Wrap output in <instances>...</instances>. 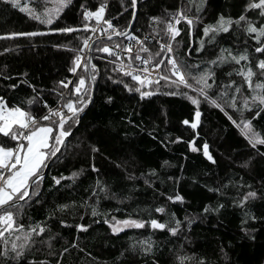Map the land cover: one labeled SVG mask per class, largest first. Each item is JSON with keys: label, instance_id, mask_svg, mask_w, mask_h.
<instances>
[{"label": "trees", "instance_id": "1", "mask_svg": "<svg viewBox=\"0 0 264 264\" xmlns=\"http://www.w3.org/2000/svg\"><path fill=\"white\" fill-rule=\"evenodd\" d=\"M106 1L71 0L53 24L46 25L21 9L33 11L44 19V8L54 7L55 0H18V7L0 0V36L12 32L44 33L0 38V97L9 107L19 105L39 119L47 113V108L35 101L37 94L47 101L49 108L56 109L60 94L71 97L80 76L85 77L91 97L95 84L91 102L79 114V124L73 127L67 148L62 149L44 175L38 196L26 198L16 207L3 208L13 213L14 227L4 230L0 237V253L8 252L7 256H0V264H57V261L60 264H264V145L257 143L253 148L241 129L232 123V120L237 124L251 120L253 130L264 137V111L253 119L258 101L253 104L249 100L252 106L243 109L245 97L262 93L259 89L256 92L249 89L244 78L237 74L251 67L255 73L253 87L257 82L264 83V75L257 67L258 61L264 60V53L255 51L264 37L257 41L252 38L254 33L249 34L243 26L235 24L227 33H218L213 42L203 37L204 26L215 24L220 15L235 19L244 14L260 27L264 20L258 10L244 11L249 0H203V3L201 0H137V16L130 33H149L165 41L168 40L165 24H155L151 17L167 21L171 19L168 13L178 9L195 17L196 8L202 9L199 22L193 23L191 32L187 23L181 21L180 34L172 41L182 64L198 65L199 72H203L222 48L233 55L248 57L239 64L229 62L209 69L215 72L216 83L207 90L208 96L222 103L223 111L210 100L198 97L201 117L193 129L183 121L194 120L197 106L188 95L195 93L183 85L177 88L160 80L158 91L155 85L145 86L142 90L154 94L141 98L134 90L137 82L119 70L115 57L97 50L106 45L103 39L95 42L97 38L93 39V48L77 73L69 71L78 54L72 49L82 48V39L92 31L85 32L82 27L74 33L50 29L80 26L85 9L95 11ZM108 11L117 24L116 29L125 32L135 9L131 0H109ZM88 23L91 27L97 24L95 18ZM127 35L108 42L123 44ZM201 39L204 46L198 52L195 49ZM147 48L155 61L161 59L163 51L156 42L149 43ZM85 52L86 49L79 54ZM89 55L91 63L96 65L94 81L89 78L91 69L82 67ZM162 67L163 75L167 74L166 63ZM183 70L198 75L195 69ZM61 80L72 83L64 88L58 83ZM230 81L235 82L231 88L221 87ZM125 84L133 91H128ZM237 86L241 89L236 93L237 108L242 112L226 103ZM221 91L229 95L221 98ZM108 97L112 98L110 102ZM28 99H34L33 106L26 104ZM51 119L55 121L57 117ZM205 142L214 163L203 153ZM15 143L0 134V144L14 147ZM93 146L98 151L92 152ZM73 172L79 175L73 178ZM61 176L65 179L55 184L52 178ZM249 191L257 196L241 206L240 199ZM177 194L183 201L168 199ZM60 205L68 207L61 209ZM206 206L216 211L205 212ZM157 207H163L165 212L157 213ZM185 216L192 220L191 224L184 220ZM113 217L143 220L145 225L113 233L104 222ZM151 219L167 227L153 229ZM176 220L181 225L172 234L167 228L175 227ZM80 224L89 227L81 230L77 227ZM38 225H43L45 231L39 236L32 233L25 243L29 229L39 231ZM2 228L0 224V231ZM140 241H148L151 252L145 253ZM13 242L24 245L22 256H15Z\"/></svg>", "mask_w": 264, "mask_h": 264}, {"label": "snow or ice", "instance_id": "2", "mask_svg": "<svg viewBox=\"0 0 264 264\" xmlns=\"http://www.w3.org/2000/svg\"><path fill=\"white\" fill-rule=\"evenodd\" d=\"M7 3L12 4L13 6L18 7V0H6ZM203 3V0H201ZM71 3V0H55V6L52 8L45 7L44 8V19H41V15L36 14L33 11H29L28 9H21L23 11H28L30 16L39 20L41 23L46 25H52L53 21L60 16V13L63 9ZM137 0H131V7L133 9L136 8ZM83 8L84 6L81 5ZM105 4H100L95 11H90L85 9L83 12L84 21L80 26H67L62 28H52L50 31L53 32H61V33H74L79 31L80 27L83 28L85 32L91 30L92 32L97 31L96 28H92L88 23L89 20L95 18L97 25H100V22L103 20V25L99 30L102 33L107 34L108 30L111 29V34L108 35V38L111 39V35L125 36L126 33L124 31H119L114 28L110 20L104 19L105 13ZM258 10V14L262 20H264V0H249L246 4L244 11L248 10ZM202 11L200 7L196 8L197 15L195 17H189L186 15L183 10H177L174 13H168L171 17L170 20L162 21L161 17L153 16L150 18V21L158 24L163 22L165 24L164 34L168 38V43L160 44L161 51L165 52L167 56V60L160 59L155 63H151L153 57L150 54L147 59L141 57L140 52L147 53L149 50L145 46V42L142 41L139 37L129 35L131 40H134L138 45H141L139 51L135 54L134 59L139 60L144 67L139 70L140 74H137V70H130L131 65H128L126 68L123 64L119 65V70L123 72L125 76H130L133 81H136L138 86L135 87V91L139 93L141 98L153 95L154 93L149 90H142L145 86L155 85L156 90H159L160 80L165 81L166 84L174 85L177 88L183 85L185 88L191 90L195 93V95H188V99L191 103L197 106L196 111L194 112V120H184L183 123L185 125L190 124L191 128L196 129L198 124L200 123L201 112L199 111V103L200 99L198 97H203L206 100H210V102L215 105V107L221 109L223 111L222 103H217L216 99H212L208 96V89H211L213 85H215V72L209 70L212 66H219L224 63L235 62L239 64L241 60H247L248 57L246 54L233 55L227 49H221L220 55L216 57V59L209 61V68H206L203 72H199L198 65H186L182 64L178 59L174 56L170 55L173 52L172 41L180 34L181 29L177 27L181 21H185L189 26V32H191V26L194 22H199V13ZM133 18H135V13H133ZM244 22V25H242ZM233 24L238 27L243 26L244 30L249 34H255L252 38L260 41L261 37H264V23H261L260 27H257L256 24L247 19L244 14H241L238 18H226L223 15H220L218 20L213 25H205L203 28V37H208V42L215 41L216 35L220 32L227 33L230 28H232ZM211 33V35H210ZM44 33H24V32H12L9 34H5L4 36H0V38H7L9 36H36L43 35ZM92 39L91 36L85 37L82 39L83 47L79 50L72 49L73 51H77V55H75L73 60V66L69 69L71 73H77V68L81 67V62L83 57L79 53H83L85 49L91 51L93 45L89 43ZM204 46V40L201 39V44L196 51H201ZM119 48V45L115 46ZM98 51L114 54V49L105 45L102 48L97 49ZM4 51H9V49H5ZM125 53L129 55V60L133 59L132 47L129 44L125 48ZM257 53H264V42L261 43L260 47L255 49ZM227 53V55H225ZM156 55H160L157 53ZM167 67V74L160 75L159 72L156 73V78L153 79L152 70H161V66L165 65ZM150 65V66H149ZM83 69L88 70L91 69L89 78L91 80H95V75L93 74L96 69V65L91 63V57H88V60L83 63ZM258 69L261 74L264 75V60L258 61L257 64ZM185 68H192L198 72V75H193L191 71H184ZM115 70V69H114ZM241 75L245 82L248 85V88L253 92H256L257 89L260 90L262 94L253 95L250 98L245 97L243 99V109H250L252 105H250L249 100L256 104L258 101L257 108L258 110L255 112V117H259L261 111H264V83L257 82L255 87H253L252 77L255 75L252 68L249 67L246 71L241 69L238 73ZM231 75V73H229ZM209 79H211V83H209ZM59 85L64 88H68V85L72 83V81H64L61 80L58 82ZM123 83V81H121ZM234 81H230L228 85L221 86L222 88H231L234 85ZM86 81L84 76H80L78 82L75 83L74 88L71 90V97H64L63 93H61V99L66 100L65 103L59 105L56 109H52L48 107L47 101H43L42 97L37 94L35 97L36 102H42L43 106L47 108V113L40 115L39 119L37 116L31 114L30 111H25L23 107L19 105H13L11 107L8 106V103L0 97V134H2L6 138H10L12 141L16 142L14 147H6L0 144V206L7 207H16L20 204V202L25 201V198H31V196H38L40 185L44 180L43 169L47 167V161L51 160L53 157H57V154L62 151V148H67L68 141L66 138H69L72 133V129L75 125L79 124V114L84 111V108L91 102V93L85 87ZM12 87H15L13 85ZM128 91H133V88L129 87L128 84L124 85ZM34 88V86H33ZM35 90V88H34ZM240 87H235V91L231 94L229 100L226 101L232 108L237 109V111H241V108H237V97L236 93H240ZM169 94L175 95L177 93L170 92ZM187 95V93H183ZM229 94L226 91H221L219 93V97H227ZM111 97H108V101H111ZM26 104L31 107L34 105V99H28ZM66 110V111H65ZM55 116L57 119L53 121L51 118ZM229 119L232 118L229 116ZM232 123L241 129L242 133L248 139L250 145L255 148L257 143L260 145H264V137H261L259 133L255 132L252 128L251 120H242L240 124H237V121L232 120ZM55 125L53 127L52 125ZM179 140V137H177ZM191 143V142H190ZM208 144L205 142L203 144V153L207 157L208 160L213 163L214 158L211 153L208 151ZM92 152L98 151V149L93 146L91 148ZM167 163V162H165ZM93 171H95V165L92 166ZM72 177H76L79 175L78 172H73ZM132 179L133 177H129ZM54 183L59 185L61 180L65 179V177H53ZM99 184V181L97 182ZM145 183H148V180H145ZM101 191L104 189L101 188ZM218 191V189H217ZM257 193L254 191H249L245 193L240 199L239 203L241 206L245 204L250 198H255ZM169 200L173 201H183V197L180 195H175L172 197H168ZM11 202V203H10ZM61 209L68 207V205H60ZM157 213L165 212L163 207H157L155 209ZM205 212L208 211H216V209H209L207 206L204 209ZM0 212H3L0 215V224L6 225V229H12L14 225L13 213L11 211L4 210L0 208ZM92 215H97L95 207L92 208ZM174 215V214H173ZM255 219V217H252ZM184 220L191 224L192 220L185 216ZM106 224H109L113 233H117L122 231L125 228L135 227L142 228L145 225V221L143 220H135L131 218H127L124 220H116L115 217L112 218L111 221L105 220ZM63 223V221H62ZM150 225L153 229H165L167 225L165 223H161L156 219L150 220ZM175 227H168L167 230L175 234L180 228L181 221H175ZM23 228V225H20ZM37 229L32 228L29 229V234L25 236V243L31 239V234L39 236L41 233L45 231L43 225L37 226ZM77 227L81 230H87L88 225L80 224ZM4 235V231H0V237ZM19 239V237H17ZM142 246V250L147 253L151 252V246L148 241H140ZM19 248V250H17ZM24 245H17L15 242L12 243V250L15 253L16 257H20L23 254ZM68 249L65 248L64 252H67ZM8 252L5 250L0 253V256H7ZM57 264H60V261H57Z\"/></svg>", "mask_w": 264, "mask_h": 264}, {"label": "built area", "instance_id": "3", "mask_svg": "<svg viewBox=\"0 0 264 264\" xmlns=\"http://www.w3.org/2000/svg\"><path fill=\"white\" fill-rule=\"evenodd\" d=\"M106 8H105V13H104V19L106 20H110L112 25L114 26V28L116 29L117 27V24L109 17V11H108V7H109V0L106 1ZM103 26V27H106V25H103V20L100 22V25L98 26L97 24L95 26H93L92 28H96L97 31L95 32H92V34L90 35L92 37V39L89 41V43L91 44L93 39L95 38H102V37H105V36H108L109 34H111V29L108 30V33L105 34V33H102L99 28ZM132 36H136V37H139L142 41L145 42V46L147 47L149 43H157L159 46L160 44H166L168 43L169 41L168 40H162L154 35H151L149 33H130ZM103 42H106V45L110 48H113L114 49V54H109V53H106L107 56H111L113 55V57H115L116 59V62H117V65L119 67L120 64H123L126 68L128 67V65H131V69L130 70H137V74H140L139 73V70L142 69L144 67V65L139 61V60H135L134 57H135V54L137 53V51H139L141 45H138L134 40H131L129 38V35H127L125 37V41L123 42V44H118V43H111V42H108V40H104ZM131 44V47H132V56H133V59L132 60H129V55L125 53V48ZM116 45H119L120 47L119 48H116L115 46ZM172 46H173V43H172ZM89 53V50L86 49V52L85 54L81 55L83 57L82 59V62L85 60V58L87 57V54ZM151 53L150 52H140V55L142 58L144 59H147L148 56L150 55ZM172 56H174L176 59V54H175V49L173 47V52L170 54ZM161 59H165V62L167 60V56L165 55V52L162 53V56H161ZM81 62V64H82ZM157 61L154 60V58L152 59V61H150V65L151 63H155ZM149 65V66H150ZM153 72V76L152 78L155 79L156 78V73L159 72L160 75H163V67L161 66V70H155L153 69L152 70ZM63 104V101L62 99L59 101L58 103V106ZM57 106V107H58ZM66 111V110H65Z\"/></svg>", "mask_w": 264, "mask_h": 264}, {"label": "water", "instance_id": "4", "mask_svg": "<svg viewBox=\"0 0 264 264\" xmlns=\"http://www.w3.org/2000/svg\"><path fill=\"white\" fill-rule=\"evenodd\" d=\"M134 13H135V18H132V20H131V22H130V25H129L128 29L125 31L126 35L129 34V33L131 32L132 27H133V25H134V22H135V20H136V16H137V5H136V8H135V12H134ZM117 37H120V36H118V35H111V39H113V38H117ZM98 39H99V38L95 39L94 42L97 41ZM100 39H103V40H110V39L108 38V36L102 37V38H100ZM92 44H93V43H92ZM89 56H90V55H89ZM94 89H95V84H94V86H93L92 97H93V95H94ZM67 139H68V138H66V140H67ZM62 149H63V148H62ZM58 154H59V153H58ZM58 154H57V156H58ZM55 158H56V157H53L51 160H49V161L47 162V167H45L44 170H43L44 175L48 172V170H49V168H50L52 162L55 160ZM25 199H26V198H25ZM10 203H11V202H10ZM4 207H6V206H0V208H4Z\"/></svg>", "mask_w": 264, "mask_h": 264}, {"label": "rangeland", "instance_id": "5", "mask_svg": "<svg viewBox=\"0 0 264 264\" xmlns=\"http://www.w3.org/2000/svg\"><path fill=\"white\" fill-rule=\"evenodd\" d=\"M177 27H178V25H177ZM211 97V96H210ZM242 132V131H241ZM48 162V161H47ZM131 219H133V218H131ZM116 220H124V219H116ZM136 220V219H135ZM3 226V228H2V230L4 231L5 229H6V225H2ZM13 227H14V225H13Z\"/></svg>", "mask_w": 264, "mask_h": 264}, {"label": "bare ground", "instance_id": "6", "mask_svg": "<svg viewBox=\"0 0 264 264\" xmlns=\"http://www.w3.org/2000/svg\"><path fill=\"white\" fill-rule=\"evenodd\" d=\"M125 41V40H124ZM185 71V70H184Z\"/></svg>", "mask_w": 264, "mask_h": 264}]
</instances>
